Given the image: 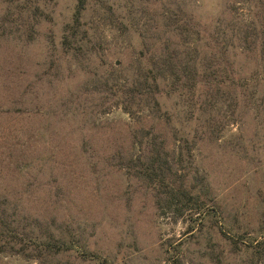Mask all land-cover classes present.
<instances>
[{
  "label": "rangeland",
  "instance_id": "rangeland-1",
  "mask_svg": "<svg viewBox=\"0 0 264 264\" xmlns=\"http://www.w3.org/2000/svg\"><path fill=\"white\" fill-rule=\"evenodd\" d=\"M40 1L41 12L19 15L17 2L0 0V209L20 230L45 228L70 248L42 258L0 253V264H264V0H92L82 20L98 50L80 56L61 43L76 0ZM171 17L187 25L188 43L167 27ZM140 35L157 45L170 37L184 57L198 36L203 55L213 52L210 36L233 42L221 85L232 97L221 99L209 126L216 133L197 140L193 156L209 184L204 200L238 246L207 220L187 233L188 222L161 212L152 187L121 166L142 131L172 150L175 131L193 126L176 96H159V111L128 113L102 91L114 69L135 72Z\"/></svg>",
  "mask_w": 264,
  "mask_h": 264
},
{
  "label": "trees",
  "instance_id": "trees-1",
  "mask_svg": "<svg viewBox=\"0 0 264 264\" xmlns=\"http://www.w3.org/2000/svg\"><path fill=\"white\" fill-rule=\"evenodd\" d=\"M90 1L92 0H76L72 22L66 25V33L62 36V45L69 46V50L75 56L93 54L98 50L90 45L92 38L90 35L87 37L90 27H85L82 20ZM14 2H17L19 15L29 8L42 11L43 1L39 3V0H14ZM180 21L178 17H171L166 24L168 28L172 27L169 30L174 32L176 37L187 28V25ZM140 37L142 41L136 58L135 72L127 78H121L119 74L123 70L114 69L110 76L99 83L102 91L106 90L111 95L118 96L123 109L128 113H131L133 108L139 110L146 106L159 111L161 107L159 96H176L184 105L187 120L190 124L193 123V126L187 132L175 131L179 143L172 150L167 149L166 140L160 134L154 133L152 129L142 131L137 135V154L133 158L131 156L123 159L124 163L121 166L131 172V175L143 180L148 187H152L156 205L161 212L171 208L177 218L183 217L188 222L187 233L194 231V226L198 222L201 224L207 220L209 226L216 229L222 239L230 240L234 246H238L237 240L228 237L229 235L222 230V214L204 200L206 196L207 201L212 200V197L207 195L209 184L207 179L200 175L193 156L197 140H201L203 135L213 136L216 133L213 131L214 128L209 126L215 124L217 126L215 113L217 116L220 113L221 99L225 100L226 94L232 97L231 93H225L221 85L226 76L229 78L227 48L233 42L220 41L216 39L217 37L210 36L205 39L204 45L213 52L203 55L199 48L203 37L198 36L194 41L193 50L184 53V57L175 46L176 42L171 41L170 37L158 43L160 45H157L156 41H153V44L147 43L144 35ZM179 40L188 43L187 36L181 35ZM258 46L259 44L255 42L253 49L256 50ZM248 49L252 47L248 45ZM260 51L263 53L264 48ZM261 56L264 58V53ZM262 64L264 65V62ZM232 101L234 103L229 105L236 107L239 99L233 97ZM233 106L230 107L235 110ZM164 116L162 118L169 123L168 113L166 112ZM215 131L221 130L219 128ZM39 229L38 232L20 230L15 217L11 218L5 207L0 209V253L20 255L24 258H42L55 256L70 248L66 241L55 238L45 228ZM31 242L35 243L34 247H30ZM252 250L254 254H259L262 249ZM165 252H169L167 248ZM166 263L182 264V261L178 257H168Z\"/></svg>",
  "mask_w": 264,
  "mask_h": 264
}]
</instances>
